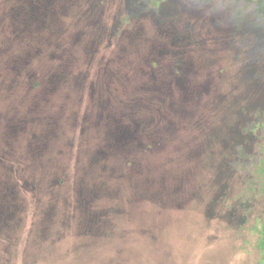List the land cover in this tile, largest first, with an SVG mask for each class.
<instances>
[{
  "label": "rangeland",
  "instance_id": "1",
  "mask_svg": "<svg viewBox=\"0 0 264 264\" xmlns=\"http://www.w3.org/2000/svg\"><path fill=\"white\" fill-rule=\"evenodd\" d=\"M99 1L113 13L141 16L124 31L127 42L140 41L135 35L141 30L147 49L171 53L173 64L185 62L183 78L192 81L194 93H199L193 115L207 124L198 126L194 121L190 133L174 132L175 162L168 159L171 145L151 161L162 172L160 208L131 209L132 203L119 194V207L107 208L108 223L87 222L82 217L89 209H103L99 196L86 191L85 178L75 177V163L90 165L92 174L85 181L99 184L100 189L108 179L120 185L129 169L123 160L99 156V150L76 153L71 131L88 128L80 124L76 110L65 111L77 122L71 130L58 125L51 108L35 109L31 99L34 102L40 92L30 82L8 91L5 85L0 87V177L8 179L6 173L17 172L7 197L16 209L1 200L0 191V264H109L105 260L109 257L114 264L137 259L144 264H264V0H164L161 11L163 0ZM15 3L0 0V29L7 27V13ZM155 24L156 40L148 32ZM8 46V39L0 40V71ZM102 83L103 79L100 88ZM217 102L218 107L213 106ZM213 108L220 110L212 113ZM218 112L222 118L216 119ZM207 150H213L211 155ZM188 152L191 157L182 160L180 154ZM90 153L93 158L98 154L93 163ZM189 167L192 173L182 177V170ZM242 168L244 173L253 172L245 184ZM20 174L30 190L26 194L18 189ZM49 174L57 182L64 177L66 187H59V195L66 201L58 195L59 203L44 209L41 203L47 198L40 178ZM30 175L36 179L31 187ZM166 183L176 189V197L166 194ZM32 186L40 190L34 192ZM151 212L158 218L154 226L131 217Z\"/></svg>",
  "mask_w": 264,
  "mask_h": 264
},
{
  "label": "trees",
  "instance_id": "2",
  "mask_svg": "<svg viewBox=\"0 0 264 264\" xmlns=\"http://www.w3.org/2000/svg\"><path fill=\"white\" fill-rule=\"evenodd\" d=\"M15 1V8L7 13V27L0 29V40L9 41L3 56V69L0 71V87L4 88L5 85L4 90L8 91L20 82H30L33 90L40 92L38 96L41 97H34V102L31 99L35 109L51 108L54 115H57L58 125L63 124L71 130L76 128L77 122L71 119L70 113L66 116L65 111L76 110L80 124L88 127H80L79 132L71 131L77 141L76 153L79 149H92L94 152L99 150V156L104 153L116 161L123 160L129 169L120 185L117 186V183L109 182L108 179L104 188L100 189L99 184L89 185L85 181L92 174L90 165L83 167L81 162L75 163V177L85 178L86 191L89 193L92 190L95 197L99 196L98 205L103 209H89L82 217L84 221L108 223L111 212L107 208L112 211L118 208L120 195L126 196V201L132 203L131 209L145 205L160 208L159 183L162 172L160 173L157 162L150 164L151 161L160 157L162 149L171 145L172 157L168 159L175 162L177 156L172 153L171 141L174 132L186 130L190 133L194 121L198 126L207 124L193 115L196 108L194 97L199 93H194L192 81L183 78L185 62L173 64L174 56L171 53L161 52L156 48L152 50L153 47L147 49L142 36L145 32L141 30L135 35L141 38L140 41L127 42L124 31L141 16L113 13L106 3L99 0ZM163 3L164 0L159 11L163 10ZM16 19L18 21L15 25ZM158 30L155 24L148 31L153 35L152 39L159 38ZM177 34L183 35L179 31ZM10 35L12 38H9ZM101 79L103 88L98 85ZM73 101L78 102L72 107L70 104ZM218 104L219 102L214 103L213 106L218 107ZM212 110L213 113L220 109ZM135 111H139L138 115L133 114ZM92 117L95 122H91ZM215 118H222V112L216 113ZM51 120L53 121L52 117ZM51 125L55 129L52 123ZM212 151L207 150V154L211 155ZM242 152L244 150L241 149ZM98 154L93 158L90 153L92 163ZM191 155V152L180 154L182 160ZM40 156H44V153ZM242 156L244 158L243 154ZM147 161L148 167L145 163ZM101 163L103 160L100 157ZM100 166L103 169L104 166ZM11 170L12 168L8 171ZM191 173L192 169L189 167L182 170L181 176H189ZM14 174L17 172L6 173L4 176H8V179L4 180L0 177V188H4V191L0 189L1 200H7L8 191L14 188L10 183ZM251 174L244 173V184L252 178ZM32 176L27 177L30 187L36 180ZM53 177L49 174L40 178L43 182L40 186H43L44 196L47 198L44 199L47 203H41V208L47 209L49 205L59 203L56 202L60 201L59 190L61 186L66 187L64 177L59 182L57 179L53 180ZM17 179L19 192H29L28 186H23L24 176L20 174ZM34 186L32 187L36 189L37 186ZM165 186L166 194L176 197V189L169 183ZM39 190L40 188L34 192ZM59 196L66 201L65 196ZM48 197L54 199L50 200ZM7 206L17 208V204L10 200H7ZM153 212V217H149L151 214L147 217L140 213H132L131 217L154 226L158 218ZM245 214L248 215L247 212ZM105 260L114 264L110 257ZM137 260L131 264H144L142 259Z\"/></svg>",
  "mask_w": 264,
  "mask_h": 264
}]
</instances>
